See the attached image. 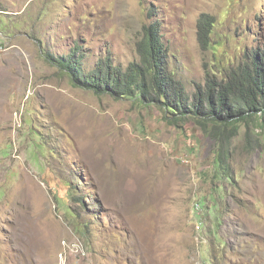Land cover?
Segmentation results:
<instances>
[{
  "label": "rangeland",
  "instance_id": "obj_1",
  "mask_svg": "<svg viewBox=\"0 0 264 264\" xmlns=\"http://www.w3.org/2000/svg\"><path fill=\"white\" fill-rule=\"evenodd\" d=\"M150 25L192 94L264 45V0H0V264H264L257 119L228 143L226 178L193 121L76 88L48 58L76 46L86 72L125 68Z\"/></svg>",
  "mask_w": 264,
  "mask_h": 264
},
{
  "label": "trees",
  "instance_id": "obj_2",
  "mask_svg": "<svg viewBox=\"0 0 264 264\" xmlns=\"http://www.w3.org/2000/svg\"><path fill=\"white\" fill-rule=\"evenodd\" d=\"M213 27V17L201 16L198 39L205 48L209 46ZM78 50L75 46L66 57L48 55L68 75L72 86L98 97L109 95L154 106L173 127L193 121L214 140V164L226 178H229L228 165L224 162L228 158L226 147L239 128L256 119L259 126L264 127V45L255 48L246 61L231 68L225 79L215 80L213 75L207 74L203 85L194 83L192 94H188L183 82L169 71L168 51L156 25L144 28L137 42L139 60L125 68L105 57L86 72L83 56L76 54Z\"/></svg>",
  "mask_w": 264,
  "mask_h": 264
}]
</instances>
